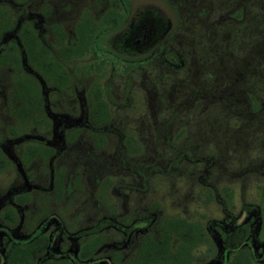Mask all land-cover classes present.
Listing matches in <instances>:
<instances>
[{"label":"flooded vegetation","instance_id":"obj_1","mask_svg":"<svg viewBox=\"0 0 264 264\" xmlns=\"http://www.w3.org/2000/svg\"><path fill=\"white\" fill-rule=\"evenodd\" d=\"M258 2L0 0V264H264Z\"/></svg>","mask_w":264,"mask_h":264},{"label":"rangeland","instance_id":"obj_2","mask_svg":"<svg viewBox=\"0 0 264 264\" xmlns=\"http://www.w3.org/2000/svg\"><path fill=\"white\" fill-rule=\"evenodd\" d=\"M87 1L84 3L86 4ZM154 5H159L161 8H164V6L156 2ZM165 15H168L166 11H164ZM169 16V15H168ZM262 43V42H261ZM260 43V45H262ZM245 44V43H244ZM242 51V50H241ZM244 57L249 58L250 56L248 54H242ZM262 73H264V65L261 67ZM153 72L149 71V74H152ZM132 112H129L125 116V124L128 126V129L130 131L134 130V123L141 111L143 112V108L141 104L137 100H135V108L132 109ZM136 126V123H135ZM255 180H249L246 184V189L240 194H236L235 201H238L241 198L243 199H253L256 198V193L254 192L253 184L255 183ZM238 185V186H237ZM235 192L239 189V184H234ZM185 191H186V184L184 181H176L172 185L160 183L159 189H156L151 196V198H159L162 202V205L165 206V211L167 214L169 213H183L182 211L188 212L192 217H197L199 213H206L208 215L215 214V207L213 205H210L207 210H205L201 207L200 203L196 201L194 198L191 200H186L185 198ZM239 192V191H238ZM241 195V196H239Z\"/></svg>","mask_w":264,"mask_h":264},{"label":"trees","instance_id":"obj_3","mask_svg":"<svg viewBox=\"0 0 264 264\" xmlns=\"http://www.w3.org/2000/svg\"><path fill=\"white\" fill-rule=\"evenodd\" d=\"M258 5H260V7L262 8V6L264 5V2H258ZM256 19H257V21H255L256 22L255 25L257 27L255 28L254 31L250 30V26H252L253 23L248 24L245 22V20L243 21L241 29H240V35H241L240 41L241 42L251 41V42H255L257 44H259L260 42H264V33L261 30V27L264 25V22H263L264 19L262 21H260L261 18H259V17H257ZM20 40L22 42L25 41V38L23 35H21ZM242 51L245 52L244 49H242ZM252 51L255 52L257 61H260V63L258 62V67H257L259 70L258 72L262 73L261 67L264 65V59H262V58H264V49L262 47H255V48H253ZM244 260H245L244 263L248 264L249 259L245 258Z\"/></svg>","mask_w":264,"mask_h":264}]
</instances>
